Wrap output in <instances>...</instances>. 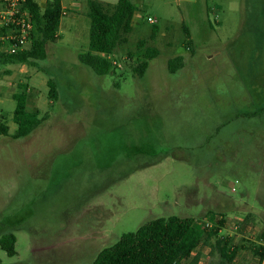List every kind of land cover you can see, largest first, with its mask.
<instances>
[{
  "label": "rangeland",
  "instance_id": "1",
  "mask_svg": "<svg viewBox=\"0 0 264 264\" xmlns=\"http://www.w3.org/2000/svg\"><path fill=\"white\" fill-rule=\"evenodd\" d=\"M133 1L115 72L99 76L79 61L88 0H63L69 16L39 66L0 68V125L17 130L18 84L30 87L28 111L48 116L28 137L0 135V239L17 238V255L0 245V261L92 264L151 220L194 217L203 228L204 213L223 204L243 216L205 242L200 264H226L211 251L219 237L239 248L233 264H264L247 248L264 244V0ZM147 47L160 55L135 77Z\"/></svg>",
  "mask_w": 264,
  "mask_h": 264
},
{
  "label": "trees",
  "instance_id": "2",
  "mask_svg": "<svg viewBox=\"0 0 264 264\" xmlns=\"http://www.w3.org/2000/svg\"><path fill=\"white\" fill-rule=\"evenodd\" d=\"M28 6L36 24L33 47L30 51L2 59L4 64L39 66V62L47 59L48 46L59 39L58 30L64 15L62 0H46L43 11L35 0H28ZM137 13L138 8L131 0H119L116 5L88 0V16L91 19L89 46L79 54V61L99 76L115 72L118 62L113 60L112 56L120 46L128 42V35L133 31V20ZM157 32V29L153 31L151 40L156 39ZM184 32L187 44L191 46V32L187 27H184ZM145 44V41H141L140 47ZM159 55L157 48L147 47L143 58L132 67L134 76L143 78L151 61ZM183 60L182 56L170 59L169 72L174 74L181 69ZM48 87L50 99H58V88L53 79L48 81ZM29 91L28 84H18L12 95L16 101L13 121L17 130L10 135L9 127L0 125L1 136H11L15 140L28 137L48 118L47 115L41 118L38 112L28 111ZM262 111L264 112V109ZM252 115L256 116L257 113ZM195 222L192 217L178 216L151 220L135 233L124 234L115 245L102 250L92 264H184L202 242L218 237L226 225L225 219L215 212L208 215L210 229L199 231L194 226ZM16 243L17 238L12 233L1 236V249L10 257L17 255ZM214 248L226 264H233L239 254V248H231L227 237L217 238ZM247 248L261 258L264 257V247L252 244ZM198 263L199 258H195L191 264ZM0 264L5 263L0 261Z\"/></svg>",
  "mask_w": 264,
  "mask_h": 264
},
{
  "label": "built area",
  "instance_id": "3",
  "mask_svg": "<svg viewBox=\"0 0 264 264\" xmlns=\"http://www.w3.org/2000/svg\"><path fill=\"white\" fill-rule=\"evenodd\" d=\"M148 21L155 23L152 18ZM35 35L36 24L28 0H0V68L11 66L2 59L30 51Z\"/></svg>",
  "mask_w": 264,
  "mask_h": 264
},
{
  "label": "crops",
  "instance_id": "4",
  "mask_svg": "<svg viewBox=\"0 0 264 264\" xmlns=\"http://www.w3.org/2000/svg\"><path fill=\"white\" fill-rule=\"evenodd\" d=\"M98 1V0H97ZM100 2V1H99ZM131 2L137 7V5H136V3L133 1V0H131ZM101 3H104V4H110V5H116V4H111V3H107V2H101ZM62 6H63V13H64V15H63V17H62V19H61V23H60V26H64L65 24H63V22H62V20H63V18L65 17V16H69V13H67L68 11V9H66L65 8V6H64V4H63V0H62ZM67 11V12H66ZM75 20H77V18H75ZM83 30H84V32L86 33H88L89 31H90V28H91V19L89 18V16H88V11H87V13H85V18H84V25H83ZM58 36H59V38L61 37V35H60V33H59V31H58ZM156 48V47H155ZM158 49V48H157ZM159 50V49H158ZM263 183H264V180H263ZM263 192H264V190H263ZM262 192V196H264V193ZM222 205L223 204H219L217 207H218V211H208V212H206V213H204L203 215H204V219H205V227H201V225H200V223H198V219L197 218H194V217H192V218H194L195 220H196V222H195V228L197 229V230H199V231H205V230H207V229H209V228H211V225L209 224V222H208V215H209V213H212V212H215V213H217V214H219V215H221L224 219H225V221H226V225H225V228H223L221 231H220V233L224 230V229H226V227H227V225H228V222H229V220H231V219H233V218H239L240 216H243V215H239V217L238 216H235V217H229V216H227L224 212H223V210L220 208V207H222ZM220 233H219V235H220ZM219 238H221V237H219ZM228 238V237H227ZM229 239V238H228ZM205 244V242H202L198 247H197V249L192 253V256H191V258L189 259V260H187V261H185L184 262V264H191L192 263V261L195 259V258H199V263L198 264H200V260H201V255H199L200 254V249L202 248V246ZM260 246H262V245H260ZM262 247H264V244H263V246ZM233 248V247H232ZM214 251V253L216 252V253H218L217 252V250L214 248V247H212L211 248V251ZM235 262V261H234Z\"/></svg>",
  "mask_w": 264,
  "mask_h": 264
}]
</instances>
